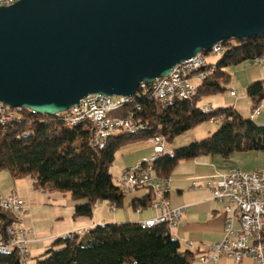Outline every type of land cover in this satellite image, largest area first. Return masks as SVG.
<instances>
[{
    "label": "trees",
    "instance_id": "trees-1",
    "mask_svg": "<svg viewBox=\"0 0 264 264\" xmlns=\"http://www.w3.org/2000/svg\"><path fill=\"white\" fill-rule=\"evenodd\" d=\"M226 50L213 63L215 71L202 83L196 94L163 109L150 92L115 111L117 115H134L140 119L137 132L109 137L100 148L89 141L90 125L67 126L61 114L45 115L23 108L20 120L0 125V169H6L15 179L31 177L34 188L69 192L75 216H92L95 206L106 201L123 205L126 193L114 183L111 165L115 152L134 139L164 136L171 140L194 125L212 120L221 113L226 119L210 136L176 148L154 161V172L170 177L182 160L203 155H219L229 164L235 152L257 151L264 155V125L244 118L233 107H218L205 111L197 100L201 95L214 94L224 88L229 79L225 67L241 62H254L264 54V34L248 39L231 38L223 41ZM208 51L205 50V53ZM247 94L256 104L264 98V79L251 82ZM140 107V109L137 108ZM150 192L131 202L133 207L149 205ZM0 232L14 221L13 214L0 209ZM264 235V230H263ZM37 264H189L193 251L183 249L167 223L142 227L140 222H109L98 224L84 233L74 232L57 237ZM0 264H22L17 250L0 251Z\"/></svg>",
    "mask_w": 264,
    "mask_h": 264
},
{
    "label": "water",
    "instance_id": "water-1",
    "mask_svg": "<svg viewBox=\"0 0 264 264\" xmlns=\"http://www.w3.org/2000/svg\"><path fill=\"white\" fill-rule=\"evenodd\" d=\"M264 34V0H18L0 6V103L58 115L134 94L221 41Z\"/></svg>",
    "mask_w": 264,
    "mask_h": 264
},
{
    "label": "built area",
    "instance_id": "built-area-1",
    "mask_svg": "<svg viewBox=\"0 0 264 264\" xmlns=\"http://www.w3.org/2000/svg\"><path fill=\"white\" fill-rule=\"evenodd\" d=\"M18 0H0L1 5H10ZM226 50L223 41L215 44L208 52L202 51L194 57L176 64L168 75L157 78L153 83L142 82L138 90L132 95H144L157 92L158 103L163 109L174 106L175 95L185 94L189 99V92L197 89V83H202L216 69L213 62L207 59V54L217 55ZM255 63H264V54L257 56ZM208 65V73H199V66ZM232 96H237L231 90ZM128 96L90 94L78 104L61 112L63 121L67 126L74 127L80 124H89V141L94 147L100 148L103 139L113 136V129L121 126L140 127L144 125L134 115L120 116L110 111V103H118L119 99ZM213 105V104H211ZM202 107H210L203 105ZM122 107H118L120 109ZM140 109L139 106H137ZM264 111V98L257 102L252 110L251 118ZM23 107H11L0 103V125L12 124L22 117ZM226 119L224 113L212 120L222 122ZM149 143L154 145V151L159 152L166 148L164 136L150 137ZM143 159H151L144 157ZM136 161L126 167L120 176L114 179L115 185L124 193L144 189L153 195L151 206L157 211L153 218L144 220L142 227H152L167 223L173 230L179 224L182 207H173L168 194L171 189L170 177H160L154 172V167L145 173H136ZM215 183H209L212 199L224 203L226 224L224 236L200 256L203 263L217 261L221 257L231 258L235 264H241L249 259L257 264H264V169L246 170L236 166H228L225 171L217 174ZM194 181L192 188H198ZM115 211L117 206L111 204ZM0 209L13 214L14 221L7 225L6 236L0 232V245H7L10 251L17 250L22 264H28L30 259L29 244L32 241L30 231L25 226L24 217L30 210L29 203L15 190L8 193L0 190ZM137 211L141 206L136 207ZM2 220L0 218V225ZM1 229V228H0ZM81 229V228H80ZM79 230V229H78ZM68 232L70 235L74 232Z\"/></svg>",
    "mask_w": 264,
    "mask_h": 264
},
{
    "label": "rangeland",
    "instance_id": "rangeland-1",
    "mask_svg": "<svg viewBox=\"0 0 264 264\" xmlns=\"http://www.w3.org/2000/svg\"><path fill=\"white\" fill-rule=\"evenodd\" d=\"M220 56V53L219 55L207 54V59L215 63L220 59ZM252 65L253 62L245 61L225 67L224 69L229 75V79L222 82L224 89L214 94L201 95L197 100L198 105L213 104L215 108L235 107V105H237L238 107L236 108L238 112L244 118H250L252 106L255 103L247 94V87L251 83L248 82L247 77L248 69L251 68ZM232 89L237 92V97L230 95V90ZM253 120L258 124L264 125V123L259 122L264 120V111ZM220 125V121L207 120L194 125L192 128L175 136L171 140L164 137L166 152L170 153L176 148L206 138L214 133ZM123 133L124 132H120L116 135ZM155 153L154 145L149 143V139H134L123 145L115 152V157L110 168L113 179L119 177L123 169L127 166L142 160L144 157L151 158ZM215 156L221 158L219 155ZM228 165L244 168L246 170H254L260 167L264 169V155L257 151L235 152ZM0 190L5 193L15 190L20 196L25 197L30 205V214L28 217H24V222L27 229L31 232L30 236L37 238L39 242L34 244L30 243V259L28 264H37L38 260L45 256L46 250L50 247L58 248V245L54 244L52 246V242L57 237L64 235H57L53 239L51 238L49 244H45L44 241L48 236L51 237V235L58 230L67 228L73 223L74 219L87 217L74 215L75 201L69 192L34 188L33 179L31 177L15 179L6 169H0ZM104 208L106 210L107 205H104L102 210ZM119 208H124L127 211L135 213L128 204V196L124 200L123 205Z\"/></svg>",
    "mask_w": 264,
    "mask_h": 264
},
{
    "label": "crops",
    "instance_id": "crops-1",
    "mask_svg": "<svg viewBox=\"0 0 264 264\" xmlns=\"http://www.w3.org/2000/svg\"><path fill=\"white\" fill-rule=\"evenodd\" d=\"M253 65L248 69V82L260 80L264 77V63L258 65V63L253 62ZM254 105L255 104L252 106V110ZM210 107L215 109L214 105H210ZM236 107L238 106L235 105L233 108L238 111ZM259 122L264 123V120ZM228 166L231 165L225 164L223 159L218 158V156L203 155L196 159L182 160L170 175L171 189L168 194L170 204L173 207H182V215L179 224L172 232L180 239L183 249H190L193 251L194 257L189 264H235L229 257H221L217 261H210L207 263H203L200 260L201 254L205 253L212 244L221 240L224 236L226 224L224 203L212 199V193L208 184L215 183L218 178L217 174L225 171ZM257 169L263 168L260 167ZM194 181L198 182V188H192ZM147 192V190L138 189L126 193V197L128 196V204L135 213L119 207L113 211L110 207V203L100 201L95 206L91 217L74 219L70 226L58 230L56 233H53L51 237L48 236L44 242L45 244H49L51 238L53 239L57 235H66L68 232L76 231L80 228H86V231H89L98 224L124 221L142 222L153 218L157 215V211L152 208L151 203L145 207L141 206L140 211H137L136 208L131 205L133 200L144 197ZM21 197L25 199V197ZM104 205H107V212L105 208L102 210ZM29 214L30 210L25 217H28ZM30 238L32 239L30 242L31 244L39 242L37 238L32 236H30ZM241 264L257 263L247 259Z\"/></svg>",
    "mask_w": 264,
    "mask_h": 264
},
{
    "label": "bare ground",
    "instance_id": "bare-ground-1",
    "mask_svg": "<svg viewBox=\"0 0 264 264\" xmlns=\"http://www.w3.org/2000/svg\"><path fill=\"white\" fill-rule=\"evenodd\" d=\"M222 51H220V53ZM218 55H219V53H218ZM213 67L215 69L214 65H213ZM199 73H208V65L199 66ZM195 94H196V89L194 90V92H189V98L193 97ZM138 96H140V95H130L125 99H119L118 103H110V111H116V110H118V107H124L125 105H128V104L134 102L136 97H138ZM150 97H152L154 100L158 101L157 92H150ZM182 99H188L187 95H185V94L175 95L174 105L176 104L177 101L182 100ZM203 109L205 111H212L214 108L204 107ZM62 119H63V117H62ZM138 129H139V127L121 126L118 129H113V134L120 133V132L134 133V132H137ZM107 140L108 139H103L100 142V146L101 147L104 146L107 143ZM165 153H166V148H163V150L156 152L155 155H153L151 157L152 165H154L153 163L158 157L164 155ZM151 159H142V160L138 161L137 166H136V173H145L148 169H150L151 168ZM84 232H87L86 228H81L78 230V233H84ZM0 251L5 252V253H9L10 248L7 245H0Z\"/></svg>",
    "mask_w": 264,
    "mask_h": 264
}]
</instances>
